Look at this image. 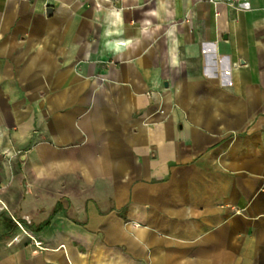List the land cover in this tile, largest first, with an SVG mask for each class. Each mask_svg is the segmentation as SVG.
Wrapping results in <instances>:
<instances>
[{
  "label": "crops",
  "instance_id": "crops-1",
  "mask_svg": "<svg viewBox=\"0 0 264 264\" xmlns=\"http://www.w3.org/2000/svg\"><path fill=\"white\" fill-rule=\"evenodd\" d=\"M0 264H264V0H0Z\"/></svg>",
  "mask_w": 264,
  "mask_h": 264
},
{
  "label": "built area",
  "instance_id": "built-area-1",
  "mask_svg": "<svg viewBox=\"0 0 264 264\" xmlns=\"http://www.w3.org/2000/svg\"><path fill=\"white\" fill-rule=\"evenodd\" d=\"M16 224L18 225V226H20L19 225V223H17L16 222ZM29 236V235H28ZM30 237V236H29ZM32 240H33V238L32 237H30ZM35 246L38 248V249H40L41 247H40V243L39 242H35Z\"/></svg>",
  "mask_w": 264,
  "mask_h": 264
},
{
  "label": "water",
  "instance_id": "water-1",
  "mask_svg": "<svg viewBox=\"0 0 264 264\" xmlns=\"http://www.w3.org/2000/svg\"><path fill=\"white\" fill-rule=\"evenodd\" d=\"M52 10H53V9H52L51 7H47V8L45 9V13H46V15H49V14L51 13Z\"/></svg>",
  "mask_w": 264,
  "mask_h": 264
}]
</instances>
